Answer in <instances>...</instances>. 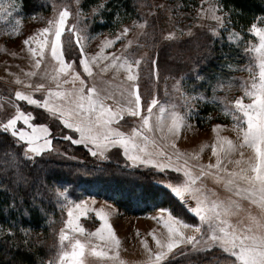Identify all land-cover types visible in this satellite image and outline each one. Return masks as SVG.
<instances>
[{
	"label": "snow or ice",
	"instance_id": "obj_1",
	"mask_svg": "<svg viewBox=\"0 0 264 264\" xmlns=\"http://www.w3.org/2000/svg\"><path fill=\"white\" fill-rule=\"evenodd\" d=\"M74 3L73 10L70 2L51 0L52 16L47 18L45 26L27 35L20 46L21 51L26 48L34 61V68H40L42 60L49 54L59 67L58 74L52 77L54 86L29 82L27 86L32 92L15 91V97L25 102V106L17 103L14 111L5 109L0 120V147H3L0 151V191L9 195L5 209L30 215L28 208L24 207L28 199L32 207L43 210L38 201L46 199L43 191L50 186L40 174L39 160L46 153L55 151L53 140L62 137L72 144L85 146L88 154L99 162L111 161L115 154L122 156L124 167L133 172L143 166L149 172L156 170V174L161 176L157 183L162 185L165 197L161 203L167 206L154 207L150 217L160 226L148 233L155 248L147 239H141L146 252L144 264H172L177 252L183 256L210 250H214L218 257L216 264H264V10L260 15H254L246 28L237 31L233 26V14L239 16L241 10L226 6L223 0H199L193 19L211 21L208 25L198 24L210 33L209 46L219 41L223 48L227 42L230 50L235 47L239 50L238 55L247 58L244 65L225 63L221 67L247 71L249 75L241 78L243 95L228 99L215 95L224 88L222 73H216L213 82L201 73L198 66H194L191 78L196 83L191 86V91L187 90L185 83L189 79L188 74L174 78L172 87L183 101L182 110L178 111L176 104L168 105L166 110L157 96L145 98L139 90L140 68L145 59L150 65L157 66L155 75L159 79L158 56L129 55L125 49L132 44L131 40L122 45L119 53L105 52L117 41L126 39L132 27L138 25L146 29L149 21L143 18L142 23L134 21L132 26L123 25L119 20V6H114L113 15L120 24L117 34L105 37L98 46L100 50L89 56L83 44L92 38L87 34L88 22H95L99 17L104 23V13H112V9L108 8V0H101L87 5L91 9L89 14L84 0H74ZM9 7L15 9L16 5L13 3ZM155 7L162 9L165 6ZM20 9H23L22 0ZM166 10L173 12L172 8ZM168 20L171 28L161 36L167 44H177L185 35L191 37L193 34L191 25L180 28V21L173 19L172 15ZM21 24L22 17L16 20L12 36L22 35ZM66 32L69 33L67 45L62 40ZM73 40L79 50L78 63L66 60ZM221 55L225 61L228 60V53L221 51ZM108 73H111L109 83L117 76L122 81L118 95L96 82L99 76ZM27 75L31 77L36 73L30 71ZM18 82L23 83L19 79ZM198 86L211 87L214 94L211 101H219L225 115L232 117L236 139L221 135L227 125H213L215 142L211 145V152L215 162L191 166L176 141L183 129L191 127V119L199 115L196 102L208 99L204 93L196 91ZM35 92H40L41 97L36 98ZM125 127L129 130H122ZM156 132L170 142L172 153L158 145L154 135H149ZM193 167L199 171L194 172ZM167 170L182 173V177L169 176ZM209 170H215L213 175L217 183L231 193L226 200L208 198L206 193L209 190L201 178ZM55 191L58 200L60 197L68 200L67 189L61 192L56 188ZM92 202L95 203L94 200ZM60 207L62 215L66 210L67 219L61 221L58 232L53 229L57 239L50 247L48 258L41 257L39 264H86V253L101 258L115 257L118 264H125L115 251L121 242L103 207L90 209L86 200H73ZM185 210L194 214L198 222L185 219ZM90 211H94L102 222L95 231H88L79 222ZM9 223L6 229L0 226V232L15 236L17 222ZM49 223L55 224V220L50 218ZM19 231L28 237L31 229L21 226ZM91 237L105 242L100 250L92 244ZM29 243L28 239L24 240L25 246ZM100 264H108V260H102Z\"/></svg>",
	"mask_w": 264,
	"mask_h": 264
},
{
	"label": "rangeland",
	"instance_id": "obj_2",
	"mask_svg": "<svg viewBox=\"0 0 264 264\" xmlns=\"http://www.w3.org/2000/svg\"><path fill=\"white\" fill-rule=\"evenodd\" d=\"M39 1L40 3L43 2V10L31 13L24 7L22 10L20 9V0H0V8L4 9L3 11H0V120L3 119V113L5 109H7L8 111H14L17 103H19L22 107L25 106V102L17 100V98L15 97V91L21 90L25 92H32V89L27 86L29 82H31L32 84L43 82L46 85H55V81L52 80V77L58 74L59 66L58 64H56V62L51 60L50 54L45 57L44 60H42L40 68L37 69L33 67L34 61H32L29 57L26 48L24 51H21L20 49L23 39L27 35L32 34L36 29L45 26L47 18L52 16V9L47 11L48 6H50L51 4V0ZM69 2L72 3V7L74 10V0H57V3ZM13 3H15L16 5L15 9L9 7V5ZM156 5H164L165 7L160 9L155 7ZM178 5L179 7H177ZM198 7L199 0H185L184 4L180 0H137V14L135 16H127L121 19L120 22L123 25L132 26L134 21H137L139 24L142 23L143 18H146L149 21V26L146 29H142L138 25L132 27V30L127 35L126 39L117 41L111 48L105 49V52L119 53L121 52L122 45L127 44V42L131 40L132 44L129 48L125 49V51L129 55H135L136 57H139L141 54H146L148 57L153 58L158 56L159 79L157 80L155 75L157 66L150 65L148 60L145 59L142 62L140 68L139 90L145 98H151L152 95L157 96L161 103L166 106V110L167 106L173 103L177 105L176 110H182L181 105L183 104V101L181 97L177 93H175L172 85L174 84V78H178L181 74L186 73L188 74L189 79L185 81V83L188 86L187 90L191 91V86L196 83L191 78V69L194 66H198L201 73L206 75L209 79L213 80V82L215 74L222 73L224 78V88L218 90L215 93L216 96H226L228 99H233L243 95V89L240 87L241 78H247L249 73L247 71L230 70L227 67H221V65L225 63L244 65L247 62L246 57H244L242 54L238 55V49L233 47V49L236 51L230 54V56L234 55V57L225 61V58L223 56V60L219 61V57L221 59L222 56L221 51L226 53L229 46L226 42L223 48H221L220 42L216 41L215 43L211 44V47H213V51L215 50L217 54H214L213 52V54L207 58L212 63L198 61V49H201L205 46L209 47L211 39L210 33L207 32V29L200 28L198 26V24L208 25L211 23V21L207 19L196 21L193 19V17H195L196 15L195 9ZM168 8H172L173 12L169 13L166 10ZM86 11H88L89 14L91 13V9H87ZM175 13H182L184 15H175ZM34 15L36 17L35 19H33ZM169 15H172L173 19L180 21V28H185L186 26L191 25L193 32L191 37L185 35L181 38V42L172 45H169L165 41H163L161 39V36L163 34H166L167 30L171 28V24L168 20ZM21 17L22 35L12 36L11 33L13 27L16 26V20ZM71 19L72 18L70 17V20ZM96 19L97 20H95V22L91 20H89L88 22L89 27L87 29V34L92 38L83 41L84 48L89 56L98 52L100 50L98 46L100 45L101 41L105 37L111 38L112 36L116 35L117 29L120 27V24H118L116 21L108 20L106 21L105 27L99 25L97 28H105L103 31L93 32L92 30H95V23L100 21L99 17H97ZM114 19H116V17ZM233 26L236 27L235 24ZM81 27H83V25H81ZM236 29L237 31H239L241 28L238 29L236 27ZM68 35L69 33L67 32L62 35V40L64 41L65 45H67ZM200 37L201 39H199ZM192 39L200 40L198 48L194 49L195 51H189V48H187L188 44L186 42ZM12 53H16V55L14 56L12 55ZM164 55H166L167 60L164 58ZM78 59V46H75V42L73 40V46L68 48L66 60H75L78 63ZM217 67H219L218 71L215 72ZM80 70L82 71V69ZM30 71H34L36 75L29 77L27 74ZM83 75L86 76V74ZM110 77L111 73L102 74L97 78L96 82L98 85L106 87L110 91L117 92L118 95V86L122 83V81L117 76L109 83ZM61 78H63V76ZM18 79L20 81H23V83H19ZM89 83H91L90 78ZM196 91L204 93V95L208 99L196 102V107L199 115L194 116L191 119V127L183 129L180 138L176 141L178 149L186 154L188 163L191 166L197 164L207 165L209 162H215V157L211 152V145L215 142V133L212 130L213 125H227V127L224 128L221 132V135L227 136L233 140L236 139V132L232 130V117L230 115H225L219 101H217L216 103H213L211 101V98L214 95L211 87L198 86ZM33 95L36 98L41 97L40 92H35L33 93ZM245 102H247V100ZM109 103L112 102L109 101ZM207 109H209V111H207ZM208 117H211V119H209ZM153 122H155V120ZM198 122L200 125L198 124ZM122 130L128 131L129 129L125 127ZM55 131L56 130L54 129V132ZM149 135H154L157 144L162 146L166 151H168L169 153L173 152V149L170 147V142L163 140L159 132H156L154 134L149 133ZM53 143L56 144L60 149L53 144V148L56 150L48 152L44 156H48L51 158L60 157V159L67 157L69 159L79 160V157L74 151L75 149L73 150V152H71L70 157L68 155L65 156L62 154V146L71 142L60 137L53 140ZM73 146L77 145L73 144ZM80 146H78V148H81V153L90 156L88 152L85 149H82V147ZM193 154H196L195 157H193ZM93 159L96 160L95 158ZM117 160H119V166L124 167V158L115 154L113 155V159L111 161H105L104 163L113 162V164L117 165ZM181 163H183V160H181ZM136 170L144 172L149 171L147 167L143 166L137 168ZM193 171L198 172L199 169L193 167ZM214 171L215 170H209L207 175L201 178L203 183L206 185V188L209 190L206 194L208 195L209 199L226 200L231 195V193L228 192L222 186V184H215V182L217 183V181L216 177L213 175ZM152 173L156 175L155 179L157 181L161 178L160 175L156 174V170H153ZM167 174L169 176L182 177V173H175L173 170H167ZM221 175H223V173H221ZM157 181L154 182L156 185H158ZM64 190L60 191L63 192ZM67 196V201L62 198L61 200H57V202L55 203L57 205H68L74 199L71 198L70 195ZM79 200L88 201V206L90 209H100L103 207L108 213L109 223L112 225V228L114 229L121 242L119 249L115 250L119 253V260L121 257H123L122 253H125L123 249L125 247L123 244L129 242H137L136 244L132 245V247H128L126 249V257L130 259V262L127 264L144 263V261L146 260V252L143 248V245L141 244V239H147L149 241V245L155 248V243L148 233L151 232L153 228L160 227L156 225L155 221L150 218L154 212L145 215L125 214L114 202L105 200L103 198L82 197L80 199H77L76 201ZM93 200L95 201V203L92 202ZM111 207H113V209H111ZM64 213V219H67L66 210L64 211ZM185 213V219L189 220V222H193V220L195 222H198V218L194 217V214L187 212L186 210ZM64 219L62 217H59V219L56 220V224L52 225V229L55 228V230L58 232L59 228L62 226L61 221ZM79 222L88 231H95L98 223L99 225L100 223H102L101 221H99L98 217H96L94 211H90L87 217H81ZM161 231L165 230L161 228ZM138 232L139 235H137ZM52 238L54 242L57 239L54 232ZM90 239L92 243L100 241L96 237H91ZM100 242L102 243V245L105 243L104 241ZM122 245L123 248L121 247ZM95 246H97L98 250H100L99 244ZM180 247L182 248L183 246ZM214 256H216L214 250H210L207 252L202 251L198 253L190 252L183 256H179V253L177 252V255L172 259V264H216L217 258L212 259ZM102 260H108V264H114L115 262H118L115 257H113L112 259H109L108 257H97L98 264H100ZM86 264H97L96 262L93 263L90 253L86 254Z\"/></svg>",
	"mask_w": 264,
	"mask_h": 264
},
{
	"label": "trees",
	"instance_id": "obj_3",
	"mask_svg": "<svg viewBox=\"0 0 264 264\" xmlns=\"http://www.w3.org/2000/svg\"><path fill=\"white\" fill-rule=\"evenodd\" d=\"M100 1L84 0L86 10L90 9L87 5H94ZM180 1L183 4L185 2V0ZM22 3L23 7L31 13L43 10L44 8L43 2L40 3L39 0H22ZM223 3L226 6H235L236 9L241 10V15L237 16L233 14V21L238 29L247 27L252 22L253 16L260 15L261 11L264 10V0H223ZM114 6H119V20L137 14V0H108V8L112 9V13L105 12V22H96L94 25L95 30H92L93 32L103 31L105 28L102 27L106 26V21L108 20L116 21L113 15L116 10ZM50 9L51 7L48 6L47 11ZM99 25H102V27L97 29ZM186 43L188 44V50L193 51L198 48L200 40L192 39ZM235 51L233 48L231 50L228 48L226 51L229 54L228 60L234 57V55L230 56V54ZM213 52L214 54L216 53L211 46L198 49V61L212 63L207 58ZM164 58L167 60L166 55H164ZM222 58L223 56H221V59L219 57V61L223 60ZM218 68L215 72L218 71ZM78 146L80 145L65 144L62 146V151L70 157L71 152L75 149L74 151L79 160L67 157V159H60V157L51 158L48 156H44L39 160L40 174L45 183L50 186L43 191L46 199L38 201V203L43 205V210L39 207H32L28 199L25 200L24 207L28 208L30 215H21L20 212L12 209L6 210L5 206L8 204L9 195L7 192L0 191V226L6 229L10 226V221L17 222L15 236L0 232V264H39L41 257L45 260L48 258L50 247L54 243L52 238L53 224L49 223V219H54L56 224V220L59 217L65 218V213L61 214L60 205L55 203L58 200L56 188H59V190L67 189V195H70L74 200L88 196L111 200L125 214L145 215L153 212L154 207L167 206L166 203H161L165 200V197L161 191L162 185L154 183L157 181L155 174L149 171L135 170L133 172L131 169L117 166L113 162H98L90 156L81 153V148H78ZM80 147L88 152L85 147ZM2 150L3 147H0V151ZM62 198L60 197L59 200ZM22 211L23 209H21ZM21 226L31 229L28 237H25L19 231ZM25 239L30 241L27 246L24 244ZM216 258L218 259L217 255L212 259Z\"/></svg>",
	"mask_w": 264,
	"mask_h": 264
},
{
	"label": "crops",
	"instance_id": "obj_4",
	"mask_svg": "<svg viewBox=\"0 0 264 264\" xmlns=\"http://www.w3.org/2000/svg\"><path fill=\"white\" fill-rule=\"evenodd\" d=\"M215 184L217 185L218 183H216L215 182ZM216 191H217V188H216ZM111 209H113V207H111ZM154 212V211H153ZM152 213V212H151ZM88 223V222H87ZM98 226H99V223H98ZM97 226V227H98ZM96 227V228H97ZM137 243V242H136ZM136 243H126V244H123L124 245V247L125 248H123V245L121 246L123 249H124V251H125V253H122V255H123V257H121L120 258V260H122V261H125L126 263L125 264H127V263H129L130 262V259L129 258H127L126 257V249L129 247H132V245H134V244H136ZM93 245H97V244H99V248H100V246H102V243L100 242V241H97V242H93L92 243ZM86 254H89V253H86ZM91 259H92V261H93V263L94 262H96L97 264H98V261H97V257L96 256H94V255H91ZM114 264H118V262H115ZM135 264H144V263H135Z\"/></svg>",
	"mask_w": 264,
	"mask_h": 264
}]
</instances>
